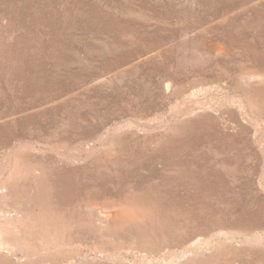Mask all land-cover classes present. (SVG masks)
<instances>
[{
	"label": "rangeland",
	"instance_id": "obj_1",
	"mask_svg": "<svg viewBox=\"0 0 264 264\" xmlns=\"http://www.w3.org/2000/svg\"><path fill=\"white\" fill-rule=\"evenodd\" d=\"M0 264H264V0H0Z\"/></svg>",
	"mask_w": 264,
	"mask_h": 264
}]
</instances>
